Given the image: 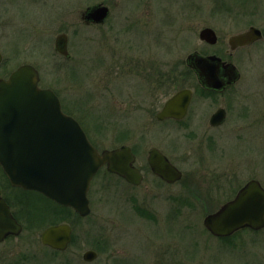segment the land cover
I'll use <instances>...</instances> for the list:
<instances>
[{"label": "rangeland", "instance_id": "1", "mask_svg": "<svg viewBox=\"0 0 264 264\" xmlns=\"http://www.w3.org/2000/svg\"><path fill=\"white\" fill-rule=\"evenodd\" d=\"M102 2L111 10L107 22L84 25L81 12ZM252 24L264 28V0H0V51L5 60L0 73L22 64L35 66L41 87L59 95L63 111L82 123L100 150L131 146L138 156L137 166L145 167L148 151L157 147L184 171L182 183L193 186L203 181V172L198 163L185 158L183 131L148 120L147 114L153 115L162 105H136L150 94L142 70L150 66L179 76L189 54H210L219 48L199 39L203 28L215 29L224 44L228 34ZM61 33L69 37L70 59L55 49ZM247 59L246 53H240L239 62ZM263 61L264 55L254 63L260 66ZM252 66L246 63L249 72L244 70L239 86L241 90L260 88L259 99L264 102V69ZM180 86L177 82L156 95L164 102ZM206 102L209 105H192L193 109L210 116L216 105ZM240 110L239 105L233 108L234 123ZM225 136L234 157L241 165L257 167L264 185L260 127L249 132L229 126ZM4 181L0 173V182ZM179 187L165 186L147 170L144 183L128 189L124 181L103 169L91 184L88 217L60 211L43 220L44 227L64 218L71 225L68 254L76 259L73 264H83L87 250L98 252L91 264H264V231L251 237L252 245L249 240L245 243L247 249H222L203 225L215 206L189 202L181 208L169 200Z\"/></svg>", "mask_w": 264, "mask_h": 264}, {"label": "water", "instance_id": "2", "mask_svg": "<svg viewBox=\"0 0 264 264\" xmlns=\"http://www.w3.org/2000/svg\"><path fill=\"white\" fill-rule=\"evenodd\" d=\"M109 8L101 4L91 6L82 13V19L103 24ZM256 28L233 36L231 42L240 45L260 38ZM199 37L214 45L217 36L213 29L204 28ZM56 50L69 58L66 35L56 39ZM0 54V62H1ZM188 64L198 74L203 86L222 89L238 79L236 72H228L221 59L202 56L195 52ZM227 72L221 74V69ZM233 69V68H232ZM37 69L29 64L20 66L7 80H0V166L15 187L37 191L81 217L90 214L88 191L98 171H107L139 185L143 177L134 166L135 156L128 146L99 152L89 141L81 125L65 114L59 98L51 89L39 87ZM191 93L183 90L171 97L157 114L158 120H181L187 113ZM219 115L211 118L218 124ZM148 163L153 173L168 183L182 178V173L157 149L150 151ZM204 227L216 236H228L243 227L254 230L264 228V189L257 181L250 182L230 203L217 213L204 218ZM2 225L16 227L15 219L0 196V229ZM9 231H6V233ZM44 245L64 251L72 240L68 224L47 228L41 237ZM97 253L88 250L83 259L92 262Z\"/></svg>", "mask_w": 264, "mask_h": 264}, {"label": "flooded vegetation", "instance_id": "3", "mask_svg": "<svg viewBox=\"0 0 264 264\" xmlns=\"http://www.w3.org/2000/svg\"><path fill=\"white\" fill-rule=\"evenodd\" d=\"M97 4L106 6L110 10V7L103 2ZM89 7L90 6L86 7L85 10L81 12V20L86 26L96 25L82 19V13ZM7 17L9 18V13H7ZM107 20L103 24L96 26L104 25ZM205 28L213 29L212 27ZM251 28H256L261 32L260 38L244 45L231 42L233 36L244 33ZM213 30L217 36L216 44L210 45L204 41L202 42L210 47L219 46V48L212 51L210 54L198 53L202 56H216L221 59L224 66H232L230 69L228 67V72H236L238 79L235 82L228 83L222 89L216 90L203 86L196 71L188 64L189 54L185 60L183 69L179 72L180 75L176 77H172V75L167 73H159L154 68H149L150 66L143 69L142 80L144 83L151 86L149 88L150 94L147 98L138 99L136 103V105H162L153 115L151 113L147 114L149 115L147 116L148 120L150 119L151 122L155 121L160 125H174L180 127L181 131L184 133L182 147L184 148L185 158L189 161L193 160V164H199L203 172V181L193 186L190 183L183 184L182 179L185 176L184 171L179 169L172 157L157 147H153L148 151L145 167L137 166L138 156L131 147L135 156L134 166L140 171L143 177L139 185L130 184L123 178L117 176L124 181L128 189H135L144 183L148 170L165 186H180L178 191L173 193V197H170L169 200L175 201V204L179 205L181 208H185L189 202H194V204L204 202L205 204H212L215 206V209L207 215L219 212L223 206L232 202L238 196L239 192L252 181H257L264 189L263 181L260 179L257 167L241 165V162L234 157V152L229 148V143L226 144L224 140L226 138V130L229 126L233 129L235 128L237 131L247 129L249 132L252 127H260L262 136H264V109L261 106L264 105V102L262 101V103L259 99L261 97V93L259 92L260 88H255L254 90H241L239 86V82L243 79V72L247 70V62H252L256 70L262 71V69H264V63L260 66L254 63L255 60L262 59L264 55V28L252 24L237 33L228 34L224 40V44H221L218 32L215 29ZM60 35H66L68 48V35L66 33H61L57 35V37ZM240 53L247 54L248 59L245 63L238 61ZM0 54L2 58L0 68H2V66L5 65V60L1 51ZM13 71L9 69L4 70L0 73V80H7ZM226 72L227 70L225 68L221 69V74H225ZM177 82L181 83L180 88L176 89L174 93L169 94V97L164 102L157 97L156 92H160L161 89L166 90ZM183 90H187L191 93L189 106L184 118L181 120H158L157 114L166 102ZM208 100L213 102L212 105H216L214 112H212L210 116L206 113L203 114L204 112L201 113V111H198L196 108L193 109L192 105H209L206 102ZM233 105L234 107L239 105V107H241L240 111H242L236 123L232 120ZM214 115L220 116L217 120V125L211 123V118ZM204 126H206V130L203 129ZM238 137L239 139L241 138L240 136ZM153 149L159 150L167 160L182 173L181 180L175 183H168L153 173L148 163L149 153ZM3 179L5 181L0 182V196L9 208L12 217L15 219L16 227H9L8 230L7 225L1 226L0 264H71L73 262L72 260H76L73 256L68 254L70 246L65 251H59L44 245L41 241L44 230L54 225L50 223V225L44 227L45 223L43 220L56 217L59 212L62 211V208L69 210L70 208L60 206L58 203L38 192L15 187L6 180L5 177H3ZM34 196H36V201L32 199ZM88 198L91 207L90 193H88ZM6 231L9 232L6 233ZM206 231L209 233L210 237L218 241L222 249L226 248L232 251H242L248 247L245 243L249 240V244L252 245L251 237H256V235L264 231V228L254 230L250 227H243L228 236H216L207 229ZM244 234H248L249 238L243 239ZM256 239L253 243L257 242ZM108 251L109 250L106 249L104 253L108 254ZM91 263L92 262L84 261L83 264ZM111 264L123 263L113 261Z\"/></svg>", "mask_w": 264, "mask_h": 264}, {"label": "trees", "instance_id": "4", "mask_svg": "<svg viewBox=\"0 0 264 264\" xmlns=\"http://www.w3.org/2000/svg\"><path fill=\"white\" fill-rule=\"evenodd\" d=\"M0 173H1V170H0ZM1 175H3L2 173H1ZM3 177H5V176H3ZM7 180V179H6ZM64 211H69V212H72L73 214H74V212L70 209H66V208H62V211H61V213L62 212H64ZM65 219V218H64ZM62 220L61 222H57V221H54V222H52L51 224H57V223H62V222H66V219L65 220Z\"/></svg>", "mask_w": 264, "mask_h": 264}]
</instances>
